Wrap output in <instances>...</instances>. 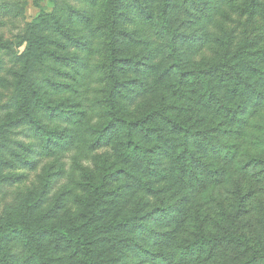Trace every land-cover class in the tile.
Masks as SVG:
<instances>
[{
	"label": "trees",
	"instance_id": "obj_1",
	"mask_svg": "<svg viewBox=\"0 0 264 264\" xmlns=\"http://www.w3.org/2000/svg\"><path fill=\"white\" fill-rule=\"evenodd\" d=\"M50 1L54 4L51 11L37 2L41 12L27 24L19 44L24 50L12 71L18 115L0 124V172L20 165L35 168L34 144L11 138L14 128L28 126L30 135L50 155L70 151L67 173L71 176L63 177L83 194H78V211L65 219L60 214L67 200L45 206L49 180L38 199L26 202L27 210L0 219V264H111L113 259H126L130 253L126 244L140 251L141 236L142 242H148L153 240L151 235L165 244L171 242L173 248L163 254L145 249L144 256L161 257L166 264H264V228L258 231L256 220L242 222L245 201L256 190L243 193L247 178L242 176L237 189L230 192L231 201L229 194H215L228 176H220L226 175V167L213 160L233 161L234 144L223 133L244 120L251 97L264 101V29L245 30L239 45L235 43L237 31H223V38L217 39L220 59L189 65L183 42L192 37L174 24L176 10L183 7L192 16L207 15L206 0H159L157 18L149 0H104L98 21L90 8L98 0H86L87 8ZM227 1L235 2L247 20L264 26V0ZM135 12V18L146 23L155 17L159 33L167 37L171 62L152 85L172 80L166 82L162 96L138 114L128 109L127 100L133 94L143 95L151 84L144 77L146 58L127 51V46L144 45L127 24L133 22L143 34L144 20H133ZM0 49L9 51L12 46L0 42ZM199 106L204 112L192 118L189 114ZM201 145L212 151V158H203L198 152ZM103 147L118 150L122 165L111 163L112 155H105L98 164L100 174L84 169L82 163ZM168 159L178 175V198L170 194L153 210L142 213L111 211L119 200L122 185L115 187V183L121 177L127 182L123 187L150 189V180L137 176L134 168L154 166L157 170L150 168L153 174ZM252 162L255 168L264 159ZM251 167L247 162L238 168L247 172ZM81 171L84 176H79ZM73 190L65 194L70 196ZM256 208L264 210L260 198ZM158 217L164 219L161 222L167 230H154L151 222ZM103 242L110 243L107 249L100 248ZM17 243L26 250L24 258L13 250ZM112 250L117 253L110 254Z\"/></svg>",
	"mask_w": 264,
	"mask_h": 264
},
{
	"label": "rangeland",
	"instance_id": "obj_2",
	"mask_svg": "<svg viewBox=\"0 0 264 264\" xmlns=\"http://www.w3.org/2000/svg\"><path fill=\"white\" fill-rule=\"evenodd\" d=\"M41 1L42 5L49 11L54 8V4L50 0H0V42H9L12 49L7 51L0 49V124L4 123L9 116H17V109L15 105V91L13 87V74L12 71L19 66L17 62L18 56L24 50V46L19 45L21 38L25 33L27 24L30 23L33 18H35L40 12V8L37 2ZM60 6L64 3H69L76 8H87L86 0H57ZM104 0H98L95 5L90 8L95 15V20L98 17V11L100 6L103 4ZM150 8L153 16L157 18L159 0H149ZM208 4L207 15L205 14H195L192 16L191 12L185 10L186 8L180 7L177 9L176 20L174 24L180 26L184 34L191 36V40H185L183 42V49L185 52V59L189 62V65L199 64L205 65L208 62L218 61L220 59L222 49L217 43L218 38L222 37V32L228 33L230 29L238 32L237 39L235 43L239 45L244 42V37L246 36L245 30H262L264 26L258 24V22H251L247 20L248 17L241 15L240 9L236 7V3L227 0H206ZM137 12H135L132 17L133 20H144V32L139 34L135 26L132 25L133 22L129 24V28L136 31V35L139 38H143L144 45L142 47H128L127 51L130 54L136 56H143L146 58L147 73L144 76L145 80L148 81L151 86L145 93L133 94L128 100V109L133 114H138L142 110L153 105V103L162 96V94L167 90L166 82L172 81L169 78L158 83L156 87L152 85L159 75L163 72L167 62H171L170 59L167 60L169 51L167 49V37L160 34L156 24V18L151 17L148 23L145 19H136ZM179 20V23H178ZM190 20V21H189ZM259 21V20H257ZM144 36V37H143ZM130 38L126 39L127 43ZM101 38L97 37V42L100 43ZM136 45V43H134ZM98 57V53L95 54L94 59ZM152 67V68H151ZM173 88V87H172ZM170 88V90H172ZM264 88V86H263ZM177 87L173 88V91ZM141 92V88H140ZM225 94H229V91L223 90ZM93 96H98L97 91H93ZM229 96V95H228ZM235 102V99H232ZM178 104V103H177ZM204 107L199 106L194 113H190L192 118H196L199 112L203 111ZM244 120L241 121L237 126L234 125L230 129L223 133L224 138L229 140L234 144V158L232 162H226L224 159L217 157L213 158L214 164L218 166L226 167V175L223 184H220L215 194H229L228 198H233L230 194L235 188L237 189V184L239 178L245 176L246 182L241 187L243 193L250 192L251 190H256L254 195L248 197L245 201L244 208L247 210L246 213L242 215V222L245 224L248 221H257L254 227L259 231L264 228V224L261 223L264 220V210L261 208H256V202L259 200L264 201V194L261 190L264 188V164L258 162L256 167H251L255 162H252L254 158L264 159V101H260L251 97L247 103V108L243 114ZM16 133H12L11 138H16L17 140H22L28 144H34L36 153L32 156L38 160L35 168L24 169L22 166L18 167H8L7 169L0 172V219H3L14 213H22L28 208L26 202H33L38 199L42 193L44 186L47 181L50 180L49 191L45 197V206L47 204H54L57 202L66 201L65 208H63V213L60 214L65 219H70L71 212H77L80 203V196L78 194H83L78 187L66 177L71 176L67 173L70 169L71 161L70 151L61 152L50 155L41 147V142L34 139L29 131L28 126H22L20 128H14ZM168 135L170 132H167ZM175 139L174 137H172ZM178 142V139L176 140ZM198 152L204 157L212 158V151H208L204 145L199 146ZM105 155H112L109 159L115 162L117 165H122L121 157L119 151L113 147L102 149L96 151L89 161L82 163L84 169H95L96 174H100L98 170V164L101 163ZM165 160L164 155L160 156ZM170 158V157H169ZM250 162V167L247 172L239 170L240 165H244ZM169 159L166 160L164 166H159L158 171L151 174V167L148 169L145 166L134 168L137 176H143L150 180L152 188L143 189L138 188V186L123 187L127 185L124 177H121L115 183V187L121 183L122 188L120 190V196L118 197V202L115 204L111 211L117 214L133 213L139 210V213L153 210L155 206L160 204V201L166 198L168 195L172 194V198H178V183L176 181L177 173L173 172L169 164ZM155 168V167H154ZM64 170V172H62ZM155 170H157L155 168ZM261 172V173H260ZM62 174V175H61ZM79 176H84L83 172L78 173ZM18 176V177H16ZM22 176V177H20ZM78 176V175H73ZM148 176H152L151 178ZM257 176V177H255ZM263 176V177H261ZM15 178V179H12ZM155 188V190L153 189ZM69 189H74L70 196L65 193ZM154 190V191H153ZM160 191V192H158ZM233 193V192H232ZM181 194V193H180ZM205 195V194H204ZM207 197V196H206ZM227 198V199H228ZM231 201V200H230ZM215 203V202H214ZM69 215V216H68ZM164 219L158 217L152 220V226L156 231L167 230L166 224L161 221ZM187 234L190 228H186ZM142 235L141 232H138ZM127 231L124 233V236ZM148 242H142L143 236H141L142 249L126 244V251H130L125 260L113 259L111 264H166L161 257L155 258L150 254L149 256L144 252L145 249L151 250L152 253L163 254L165 252H170L173 246L171 242L167 241L165 244L163 241L154 239ZM106 238V237H105ZM173 244V243H172ZM109 242H103L101 244L102 248H108ZM14 252L21 253L22 258L25 257L26 252L24 246L22 247L19 243L15 244L13 247ZM135 250V251H131ZM110 254H116L117 250H112ZM115 251V252H114ZM143 254V256H142ZM203 264V263H200Z\"/></svg>",
	"mask_w": 264,
	"mask_h": 264
}]
</instances>
